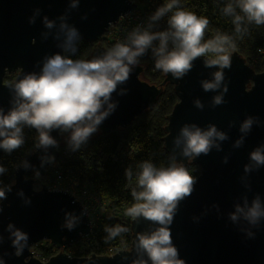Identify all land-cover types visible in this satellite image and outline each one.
Instances as JSON below:
<instances>
[{"label": "water", "instance_id": "obj_1", "mask_svg": "<svg viewBox=\"0 0 264 264\" xmlns=\"http://www.w3.org/2000/svg\"><path fill=\"white\" fill-rule=\"evenodd\" d=\"M137 9L134 0H0V109L7 113L13 107L16 94L9 83L30 73L40 74L47 57L65 56V49L79 40L101 41L112 25ZM45 17L52 22L51 28ZM72 29L76 35L69 40ZM230 58L231 66L221 69L207 66L212 58L201 56L180 77L165 73L160 85L141 78L142 65H131L129 79L117 85L108 101L114 109L97 126L104 133L126 128L155 107L167 83L174 86L178 102L167 116L164 146L177 163L186 166L191 162L201 170L191 195L178 203L168 225L179 258L186 264H264V214L255 223L244 213L232 219L238 207L247 212L257 198L264 213V164L251 158L257 149L264 154V70L257 72L238 51ZM217 72L222 73L218 87L206 91L204 82L215 83ZM9 73L17 76L5 82ZM218 96L221 103L216 104ZM250 118V129L242 131ZM185 127L204 132L215 127L225 138L212 137L210 151L192 159L183 155ZM63 133L54 129L50 135L58 143ZM3 151L0 148V159ZM58 154L57 145L36 146L15 170L14 182L4 189L0 264H152L139 247V235L150 234L160 225L142 216L131 221L130 248L113 255L78 257L60 251L45 262L33 255V246L41 241L60 249L93 230L91 217L72 193L49 189L39 179L52 165L50 158ZM30 171L39 176L27 177ZM16 231L26 235L20 245L14 244Z\"/></svg>", "mask_w": 264, "mask_h": 264}, {"label": "clouds", "instance_id": "obj_2", "mask_svg": "<svg viewBox=\"0 0 264 264\" xmlns=\"http://www.w3.org/2000/svg\"><path fill=\"white\" fill-rule=\"evenodd\" d=\"M237 8L243 15L237 14ZM223 11L225 15L234 17L237 33L247 30L242 29L245 20L249 24L264 25V0H233ZM169 12L172 15L168 19L169 28L166 31L153 33L136 29L129 37L130 43H116L102 58L73 60L55 54L46 58L40 74L30 73L23 79L9 83V87L14 86L16 98L7 113L0 109V148L9 154L20 148L24 143L23 128L28 126L36 129L39 134L37 147L57 145L50 133L54 129H60L62 132L70 131L68 143L72 150L80 149L114 109L115 105L108 103L112 93L118 84L129 79L130 66L138 63L137 57L143 55L153 45V41H159V46L154 49L155 68L166 74L180 77L192 68L195 59L209 53L214 54L215 58L207 60V66L219 65L221 69L231 66L228 54L229 48L234 47L231 37L217 34L213 39L204 41L209 19L181 7L180 0H168L150 19L158 21ZM45 23L49 28L53 26L47 17ZM75 35L76 31L72 29L69 40ZM170 41L171 50L168 47ZM221 79L222 73H215L216 82H204V89L207 91L217 88ZM105 103H108V108L102 111ZM215 103H221L219 96L215 98ZM251 125L250 118L244 122L242 131H247ZM217 135L220 139L225 138L223 133H217L215 127L206 132L199 128L192 131L185 127L183 136L186 138V145L183 155L194 159L202 153L207 154L212 145V137ZM179 142L178 140L177 143ZM251 158L264 164V154L259 149L252 152ZM50 159L55 160L54 157ZM139 168L141 170L136 177L139 190L132 189L136 202L127 209L126 215L134 219L142 216L160 225L150 234L139 235V247L147 253L152 264H186L179 258L168 225L173 221L178 203L191 195L196 178L186 167L175 163L167 168H157L151 162L144 161ZM4 171L0 167V173ZM126 176L129 180L132 179L130 168L126 170ZM4 198L5 191L0 189V199ZM239 213H244L253 223L264 214L258 198L247 212L238 207L237 213L232 214V219L236 220ZM68 226L71 227V222ZM109 231L115 237L127 229L117 226ZM13 235L16 237L15 245L26 240V235L20 231ZM137 264L147 262L138 261Z\"/></svg>", "mask_w": 264, "mask_h": 264}, {"label": "trees", "instance_id": "obj_3", "mask_svg": "<svg viewBox=\"0 0 264 264\" xmlns=\"http://www.w3.org/2000/svg\"><path fill=\"white\" fill-rule=\"evenodd\" d=\"M134 1L138 4L137 13L145 18V26L140 29L141 32L147 30L155 33L168 30V19L172 15L171 12L158 21L150 19L155 11L168 0ZM230 2L233 0H180V5L186 10L209 19L210 23L205 31L204 41L213 39L217 34L228 35L234 45L229 48L228 54L238 51L257 72L263 71L264 25L249 24L245 20L242 29L247 30L237 33L233 23L234 17L225 15L223 11ZM236 11L237 14L243 15L239 8ZM132 27L126 29L125 32L128 34ZM108 33L101 41H77L67 47L69 50L65 51V56L73 60L102 58L107 50L116 44ZM158 46L159 41H153V45L143 55L137 57V65L144 67L141 78L156 85H160L165 78V73L155 68L154 49ZM168 47L169 50L172 49L171 41ZM207 56L215 58L212 53ZM15 77V73H9L5 76V82H11ZM177 102L178 96L174 86L167 83L155 107L141 113L126 128H119L108 133L98 129L88 142L76 151L69 146L70 136L57 143L59 154L53 161V166L66 175L70 174L77 189H87L106 203L104 210L93 221L92 233L77 242L78 254L83 251L79 256L108 255L111 252L116 253L119 250L130 248L133 240L131 229L133 218L127 216L126 211L136 202L132 196V189L137 188L136 177L141 170L139 165L144 161L151 162L157 168H167L173 163L178 166L182 165L177 163L166 150L163 141L166 135L165 126L168 123L167 116ZM69 132H64V134ZM38 135L36 129L24 126L23 145L11 154L3 149L0 167H3L5 171L0 173V189L4 190L14 182L15 170L24 156L34 151L38 144ZM184 167L195 178L201 172L200 167L191 162ZM129 168L132 171L131 180L126 176V170ZM27 177L37 178V174L30 171ZM36 188H40V185H36ZM117 226L126 228L127 231L112 237L109 230ZM35 247L41 255L46 257L59 252L49 241Z\"/></svg>", "mask_w": 264, "mask_h": 264}, {"label": "built area", "instance_id": "obj_4", "mask_svg": "<svg viewBox=\"0 0 264 264\" xmlns=\"http://www.w3.org/2000/svg\"><path fill=\"white\" fill-rule=\"evenodd\" d=\"M137 11L138 10H136L133 13H129V14L123 16L119 20L118 23H116L115 25H112L111 28L108 30V32H109L108 35L111 36V38H113L115 40V43L128 44L129 43V37L133 33V31L136 29L140 30V29L144 28L145 18L141 14L137 13ZM130 27H132V29L127 34L125 32V30L130 28ZM51 169H53V171L50 172ZM49 172H50V174H48ZM39 179L41 180V183L47 185L49 187V189H53V190H60L61 189V190H66V191H69L70 193H72L76 197V199H78L82 203V205L85 207V209L87 210L89 216L92 219V225H93V221L95 218H94V216L90 215V212H92L93 208L97 206L98 200L102 201L100 199V197L91 194L90 191H88L87 189H84V188L77 189L76 186L74 185L75 182L73 181V178L70 177V174H68V175L64 174L62 171H60L56 167H54L53 163L49 167L47 174L44 177H39ZM38 244L34 245L32 248L33 255L35 257L39 258L40 260L44 261V262L48 261L50 257H46L44 255H41L36 250L35 246H38ZM76 244L77 243L70 245V246H66V247H69V249L65 253L69 254L70 256L81 257V256H79V254H82L83 251H81V253L78 254ZM55 248L58 249L57 247H55ZM114 253L115 252H111L108 255H113ZM55 254H57V253H55ZM55 254H53V255H55Z\"/></svg>", "mask_w": 264, "mask_h": 264}, {"label": "rangeland", "instance_id": "obj_5", "mask_svg": "<svg viewBox=\"0 0 264 264\" xmlns=\"http://www.w3.org/2000/svg\"><path fill=\"white\" fill-rule=\"evenodd\" d=\"M129 43H130V40H129ZM70 134H71L70 132L68 134L63 133L61 140H65L68 136H70ZM105 205L106 203L98 200L97 206L93 208L92 212H90V215L94 216V218H97L99 216V213L104 210ZM63 252H66V251H63Z\"/></svg>", "mask_w": 264, "mask_h": 264}, {"label": "flooded vegetation", "instance_id": "obj_6", "mask_svg": "<svg viewBox=\"0 0 264 264\" xmlns=\"http://www.w3.org/2000/svg\"><path fill=\"white\" fill-rule=\"evenodd\" d=\"M47 240H45V241H41L38 245H44L45 244V242H46ZM69 249V247H66V246H64V247H62V248H60V249H58L59 250V252L60 251H67Z\"/></svg>", "mask_w": 264, "mask_h": 264}]
</instances>
